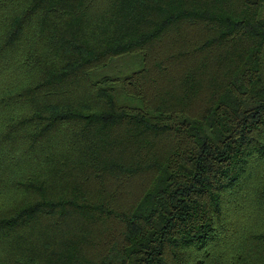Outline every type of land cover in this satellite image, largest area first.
<instances>
[{
	"label": "trees",
	"instance_id": "obj_1",
	"mask_svg": "<svg viewBox=\"0 0 264 264\" xmlns=\"http://www.w3.org/2000/svg\"><path fill=\"white\" fill-rule=\"evenodd\" d=\"M0 264H264V0H0Z\"/></svg>",
	"mask_w": 264,
	"mask_h": 264
},
{
	"label": "rangeland",
	"instance_id": "obj_2",
	"mask_svg": "<svg viewBox=\"0 0 264 264\" xmlns=\"http://www.w3.org/2000/svg\"><path fill=\"white\" fill-rule=\"evenodd\" d=\"M119 70V67L115 66V67H111V68H108V73H112L114 71H118Z\"/></svg>",
	"mask_w": 264,
	"mask_h": 264
}]
</instances>
